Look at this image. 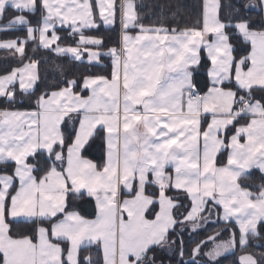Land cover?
Returning <instances> with one entry per match:
<instances>
[{
  "label": "snow or ice",
  "instance_id": "6c2138e0",
  "mask_svg": "<svg viewBox=\"0 0 264 264\" xmlns=\"http://www.w3.org/2000/svg\"><path fill=\"white\" fill-rule=\"evenodd\" d=\"M138 7L0 0V264H264V0L183 28Z\"/></svg>",
  "mask_w": 264,
  "mask_h": 264
},
{
  "label": "trees",
  "instance_id": "16d2710c",
  "mask_svg": "<svg viewBox=\"0 0 264 264\" xmlns=\"http://www.w3.org/2000/svg\"><path fill=\"white\" fill-rule=\"evenodd\" d=\"M224 2H227V0H224ZM136 3L138 5H143V7H138V12L145 23V25H159L163 24L166 27L173 28V27H185V26H193L197 23L198 19L200 18V4L201 0H136ZM175 13V14H174ZM251 15H255V10H252ZM132 34H136V30H133L131 32ZM86 34H95L98 36H102L104 38L105 43L108 46H112L119 41L120 37V23L119 18L117 17L116 23L111 29L105 28L102 24L99 30H89ZM68 43L74 44V41L70 37L66 38ZM3 53L0 52V72L3 71V65L5 64V61L3 59ZM40 57H44L43 51H41L38 54ZM49 61L51 62V56L49 54L48 56ZM62 62L67 65V61L65 59H62ZM70 67V66H69ZM91 71L93 74L95 73H103L108 74L110 76V61L106 58L103 60V62L99 65H96V67L91 68L87 61L85 60V63L83 66L79 67L78 73L83 74L87 71ZM73 74H77V70H73ZM41 75H44V69L41 68ZM52 74L48 73V78L51 80ZM0 107H3V105H0ZM97 144H102L101 141H97ZM102 156L103 151L101 149H97L93 152L92 156H90V159H93L94 162L102 164ZM258 176L257 173L256 177L252 181H249V184L258 183ZM76 204H82L83 202L76 201ZM83 208L86 212V218L93 219L95 218L94 215V203L92 205L83 204ZM223 223L219 224H212L209 223L206 225L205 230L200 232V235L191 234L186 231L185 232V243L190 251L193 247L192 241H198L201 238L206 237L208 233H212L216 230H219ZM227 229L222 228V232ZM166 255V254H165ZM235 261V257H229L227 261H224V264H233Z\"/></svg>",
  "mask_w": 264,
  "mask_h": 264
},
{
  "label": "rangeland",
  "instance_id": "374dc122",
  "mask_svg": "<svg viewBox=\"0 0 264 264\" xmlns=\"http://www.w3.org/2000/svg\"><path fill=\"white\" fill-rule=\"evenodd\" d=\"M93 219H94V218H93ZM219 231H221V233H222V237H227V235H228L227 230H225V231L222 232V228H220ZM237 255H239V252H237ZM237 255L235 256V258L237 257Z\"/></svg>",
  "mask_w": 264,
  "mask_h": 264
},
{
  "label": "crops",
  "instance_id": "0c3cea01",
  "mask_svg": "<svg viewBox=\"0 0 264 264\" xmlns=\"http://www.w3.org/2000/svg\"><path fill=\"white\" fill-rule=\"evenodd\" d=\"M132 34V33H131ZM132 35H135V34H132ZM221 223H223V222H221ZM235 261H236V258H235Z\"/></svg>",
  "mask_w": 264,
  "mask_h": 264
},
{
  "label": "water",
  "instance_id": "95a60500",
  "mask_svg": "<svg viewBox=\"0 0 264 264\" xmlns=\"http://www.w3.org/2000/svg\"><path fill=\"white\" fill-rule=\"evenodd\" d=\"M237 258H238V255H237V257H236V261H237Z\"/></svg>",
  "mask_w": 264,
  "mask_h": 264
}]
</instances>
